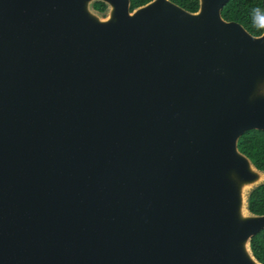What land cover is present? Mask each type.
Masks as SVG:
<instances>
[{"label": "water", "instance_id": "1", "mask_svg": "<svg viewBox=\"0 0 264 264\" xmlns=\"http://www.w3.org/2000/svg\"><path fill=\"white\" fill-rule=\"evenodd\" d=\"M227 1L0 0V264H262L264 28Z\"/></svg>", "mask_w": 264, "mask_h": 264}, {"label": "trees", "instance_id": "2", "mask_svg": "<svg viewBox=\"0 0 264 264\" xmlns=\"http://www.w3.org/2000/svg\"><path fill=\"white\" fill-rule=\"evenodd\" d=\"M150 0H130V9L143 5ZM188 11H196L198 0H171ZM93 8L104 13L106 5L94 2ZM224 19L241 24L250 34L259 35L264 28V4L262 0H228L222 7ZM237 147L249 158L252 164L264 171V131L247 130L239 138ZM247 208L253 214H264V183L252 189L248 195ZM253 256L264 264V229L250 240Z\"/></svg>", "mask_w": 264, "mask_h": 264}]
</instances>
